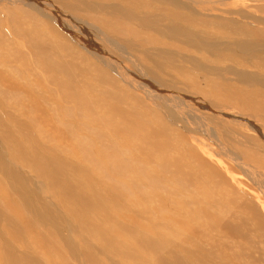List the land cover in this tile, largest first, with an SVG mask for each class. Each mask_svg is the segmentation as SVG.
<instances>
[{
	"label": "rangeland",
	"instance_id": "rangeland-1",
	"mask_svg": "<svg viewBox=\"0 0 264 264\" xmlns=\"http://www.w3.org/2000/svg\"><path fill=\"white\" fill-rule=\"evenodd\" d=\"M43 1L0 0V102L2 108L6 109V115L0 116L2 121L0 147L3 148L4 155L9 157L5 149L9 137L36 136L41 140L38 145L43 143L44 149L48 151L57 150L66 161L78 167L77 165H82V162L77 153L76 142L87 140V134L88 140L95 149L98 146L106 149L115 143L123 159L127 154L128 170L119 178L118 175H114V179H117L115 182L111 173L108 179L115 185H121L120 190L128 194V200L120 203V207L127 208L128 212L125 216L134 219L139 228L148 229L151 225H155L161 233L173 234L171 231L173 230L181 236L182 229L187 228L184 221L186 215L192 218L190 222L192 225L189 223L192 227L189 231L191 236L196 230V235L192 238L193 246L187 245V251L193 253L192 249H195L199 253L210 254L211 259L208 261L211 264H264L262 238L264 232L262 230L261 233L256 227L248 211L253 207L264 221V165L257 166L253 162L250 163L243 155L248 153L264 159V125L251 119L247 120L250 122L247 124L246 119L244 121L236 116L238 115L236 111H227L223 113L224 115H218L207 110V101L183 94L184 82H182L183 78L179 77L180 71L194 77L197 72L200 74L202 66L198 65L199 62L191 60L192 57L205 58L207 65L210 64L206 66L211 73L209 75L215 78L212 75L215 74V70L222 69L219 65L214 66L210 63L215 60L211 57L215 54L213 51H217L218 54L228 52L243 57L264 52V0H174L177 4L173 0H166L165 5L152 4L149 11L141 14L142 19L149 24L147 27L143 26L139 19L129 24L141 28L140 30L149 38L168 43L170 51L164 54L159 53L157 47L145 52L138 47H134V51L131 52L126 49L120 52L113 45L96 39L93 33L94 36L89 35V32H81L80 29L71 26L72 24H66L70 27H66L68 29L66 32L61 24L63 21L69 23L67 20L69 17L76 19L77 23H87L84 16L88 12L87 7L90 3L87 0H46L49 3ZM148 1L155 3L157 0ZM108 5L104 6L102 12L99 11L100 15L108 19L105 20L107 22L112 19L115 22L121 21V17L114 16ZM55 7L67 15L59 13L57 16L54 12ZM158 7L161 8L160 11L157 10ZM164 16L169 17V22L174 23L175 29H185V32L168 31L161 22ZM177 16L181 18L178 22H176ZM34 34L38 40L40 38V42L43 41L41 51L33 50L27 45L32 42L30 36L34 37ZM202 40L208 43H202ZM90 43L91 48L87 47ZM210 43H213V46ZM214 46L215 49H212ZM177 48H181L182 52ZM100 54L104 56L99 63L97 57ZM143 55L146 61L164 59L166 63H171L172 67L166 69L165 76H167L163 77L165 82L158 81L148 72L147 67L141 64ZM41 58L51 62L65 61L64 64L67 63L69 66L72 63V79L77 83H84L82 86L86 92L88 87L92 88L91 92H88L93 97V101L96 98L100 99L102 93L112 94L119 90L124 99L119 104L122 111L129 112L134 109L144 121L151 120L153 123L159 122L164 125L168 149L160 153L150 142H142L138 139H134L132 145L125 144V139L116 135V128L122 125L121 119L117 116L112 117V123L104 129L101 127V117L96 125L94 118L97 115H92L91 129L86 130L79 126L74 138L69 139L70 137L66 135L64 137L65 133L62 130L67 129L62 123L66 120L64 113L72 112V120L80 118V115L77 114L74 105L63 98L60 86L57 87V84L51 82L45 70L36 63ZM98 70L104 71L108 78H112L114 87H111L109 82H98ZM225 70L229 73L222 71L223 74L216 73L215 76L219 74L225 77L229 85H235L231 82L235 79L233 74L236 73V69L234 70V67L228 63ZM244 70L251 74L256 72L255 69L250 68ZM140 72L147 74L148 84L140 80ZM167 73L177 76L178 79L171 80V76ZM153 74L160 75L161 72L153 69ZM124 75L127 80L123 78ZM168 82L175 83V90ZM79 89L83 90L81 87ZM171 90L174 91L172 93L174 95L169 96ZM83 91H81L83 94L86 93ZM181 94L184 98L176 97L179 102L175 101L176 98L173 96H182ZM102 95L104 98L101 99L102 104L100 103L99 107L102 109L111 106L113 101ZM256 128L262 133H258ZM101 131H104V136H101L98 144L97 133ZM19 169L17 168L23 179L38 181L27 168ZM250 170H254L253 175ZM256 172L259 174H255ZM134 173H138V177H141H134ZM71 178L75 177L71 176ZM28 185L30 187V184ZM160 196L167 197L178 211L184 213L171 209L161 210ZM209 215L219 220L217 226L208 227ZM127 217L124 222H129ZM225 224L238 228L242 237L232 234L230 236V233L228 234L224 229ZM2 227L3 223L0 222V232ZM82 230L85 231L83 228ZM53 233L54 231L46 225L28 227L29 235L41 237L46 244L55 241ZM29 235L27 237L30 238ZM56 236L61 240L65 233ZM173 240L176 241L175 237ZM5 241L16 255H23L24 250L20 244L9 238ZM35 242L39 246H32L31 252L38 264H61L59 259H56L53 249L48 245L43 247V242L37 239ZM99 253L98 258L105 261L102 253ZM47 254H51L52 257ZM63 258L66 260L65 256ZM140 258L141 262L138 264L149 260L151 256L141 253ZM113 259L115 260L113 264H134V262L137 264L134 260L122 259L118 256ZM70 263L76 264L71 258Z\"/></svg>",
	"mask_w": 264,
	"mask_h": 264
},
{
	"label": "bare ground",
	"instance_id": "bare-ground-1",
	"mask_svg": "<svg viewBox=\"0 0 264 264\" xmlns=\"http://www.w3.org/2000/svg\"><path fill=\"white\" fill-rule=\"evenodd\" d=\"M87 1L90 3L87 7L88 12L84 16L87 23H77L76 19L69 17V19H67L69 23H66L67 21L63 23L64 21L62 20L63 22L61 25L64 31H68V29H66L68 25L66 24H72L71 26L80 29L81 32H89V35H95L96 39H101L104 43H108L111 46L113 45V47L120 50V52H122L123 49L131 52L134 51L136 47L144 52L151 48L156 49V47L161 54L170 51L168 43L149 38L144 35L142 30H140L141 28L129 24L131 21L139 19L140 23L147 27L149 24L145 19H142V12L147 11L152 4L157 6L165 5L166 0H157L155 3L148 0ZM40 2H42V0H40ZM44 2L49 3L46 0H44L43 3ZM173 2L175 1L173 0ZM175 4L177 3L175 2ZM106 5L109 6L110 11L114 16L119 15V17H121V21L115 22L114 19H110V22L105 21L108 19L103 18V15H100V13ZM160 9L161 8L158 7L157 10L160 11ZM54 12H56L57 16L59 13L67 15L64 12H61L57 7H55ZM168 16L161 18V22L168 31L174 33L181 31L184 33L185 29H175L173 25L174 23L172 24L171 21L169 22ZM180 19L181 18L177 16L176 22ZM173 22H175L174 18ZM55 36L57 38V35ZM34 37L30 36L32 42H29L27 45L33 50L41 51V42L43 41L40 42V38L38 40L35 34ZM82 42L80 41V43ZM92 42L94 43V40H92ZM202 43L208 42L202 40ZM210 44L213 46V43ZM91 45L92 44L90 43L87 47L91 48ZM212 49H215V46ZM177 50L182 52L181 48H177ZM213 52L215 54L211 57H214L215 60L209 62L214 66L219 65L222 69H216L214 73H229L228 70H225L229 63L234 67V70L236 69V73L233 74L235 79L231 82L235 85H229L230 83L226 81L225 77H222L219 74L216 76L215 74H212L215 77L212 78L209 75L211 73L208 72V67H206L210 64L207 65L205 58L192 57L191 60L199 62L198 65L202 67H200V74L197 72L195 77L193 75L182 73L181 71V73L179 72V77L183 78L182 82H184L183 94L193 96L204 102L207 101L206 109L213 111L215 114L221 115L227 111H236L238 113V115H236L237 117L243 120L246 119V121L251 119L264 125V52L253 53L251 57L235 56L228 52L219 54L217 51ZM100 55L97 57L99 63L102 61V56H104L103 54ZM35 58L34 60H36ZM46 58H41L39 62L37 61L36 63L45 70V73H47L48 79L51 82L57 84V87L60 86L59 88L62 90L61 93L63 98L66 99L67 102H71L77 110V114L80 115V118L72 120V112L64 113V118H66V120H62V123H64L63 125L67 128L65 131L62 130V132L65 133L63 135L64 137L66 135V137H70H68L69 139L74 138L76 130L80 127L86 130L88 128L91 129L90 120L91 117H93L92 115H97V117L94 118L96 125L98 119L101 117V127L104 129L108 124L112 123L111 118L117 116L121 119L122 125L116 128V135L123 140L125 139V144L132 145L134 139H138L142 142H150L153 145V148L160 153H164L168 149L167 140L165 139L164 125L159 122H155V124L151 120L144 121L143 117L136 112L137 110L135 111L133 109L132 111L129 110V112L122 111L119 104H121L124 99L119 93V90L112 92V94L102 93L104 96L108 97L109 100H112L113 103L111 106L108 105L101 109L99 104L102 101L101 99L104 98L103 95L101 94L102 97L100 99L96 98V100L94 99L95 101H93V97L89 95L92 88L90 89V87H88L87 92H89L87 93L86 89L83 88L84 83L80 84L72 79V63L69 66L67 63L66 65L64 64L65 61L62 62L57 60V58L55 59L57 60L56 62H51ZM161 60L162 59H147L146 61L145 56L143 55L141 58V64H144L145 67H147L148 72L152 73L158 81L165 82L163 77L166 74V69L170 68L171 63H166L164 59L163 61ZM106 61H108V59ZM149 62L152 65H150ZM224 63L226 64L224 65ZM107 65L108 64H106V66ZM109 68H111V66ZM246 68L255 69V74H251L244 70ZM153 69L160 71L162 75L153 74ZM210 71L213 72V70ZM98 72L97 77L99 83L109 82L111 87H114L111 77L108 78L102 70H98ZM169 72L171 73L170 70ZM167 74L171 76V80H174V78L178 79L177 76L169 73ZM123 78L126 79V75H124ZM140 80L147 83V74H142L140 72ZM168 83H170L172 89L175 90V83ZM158 84L160 85V83ZM79 87H81L86 93L83 94L81 92L83 90H80ZM166 90H168V88H166ZM165 92L161 91V93ZM166 93L168 94V92ZM170 93L169 96L174 95L172 94L174 91ZM183 94H181L182 96L175 95L173 98H184ZM90 97H92V100ZM174 100L176 101L177 98ZM171 102H173V100H171ZM5 111L6 109L2 108L0 102L1 117L6 115ZM1 117L0 124L2 122ZM238 120L237 122H239ZM69 121L71 122L69 123ZM248 123L250 122L247 121V124ZM70 124L72 128L70 127ZM257 131L258 133H262L260 129H257ZM82 132L85 131L82 130ZM103 133L104 131L97 133L96 141H98V144H100L99 140H101V136H104ZM88 137L87 134V140L85 141L89 142H83V140L76 142L78 144L77 153L82 162V165H77L78 167L66 161L64 157L57 153V150L50 149L48 151L44 149L43 143L38 145L41 140H38L36 136H33L34 140L32 137L28 136L26 138L9 137V142L5 145V149L9 154L8 158L4 155L5 152L3 151V148L0 147V222L3 223L0 232V264H38L31 250L32 246H39V244L37 245L35 242L36 239L40 242H43V240L41 237H36L33 234L29 235L28 227H39L42 225L50 227L55 233H53L55 241L52 240L47 244L43 242V247L48 245L53 249L56 259H59L61 264H71L70 258L74 259L76 264H113V262H115L113 258L116 256L122 259L134 260L138 264L141 262V253H146L151 256L149 260L144 261L141 264H211L208 261L211 259L210 254H202L195 249H192L194 250L193 253L186 250L187 245L193 246L192 238L196 235V230H194L193 236H191L189 232L191 230L190 228H192L190 226V224L192 225V223H190L192 218L190 219L186 215L184 216L187 228L186 230L182 229L180 232L181 236H179L180 234H177L173 230H171L173 234H170V232L161 233L155 225H151L148 229L139 228L135 224L134 219H129L127 215L125 216V213L128 212L127 208L124 207V205V209L120 207V203L125 200L127 201L129 196L123 189V191L120 190L121 185L118 186V183V185L111 183L108 176L109 173H111V176L114 179V175H118L119 178L121 175L125 174L128 170L126 163L127 154H125L123 159L118 149V145L115 143L106 149L101 146H98L95 149L92 147ZM243 155L247 161H250V163L253 162L257 166L264 165V159L260 156L248 153H243ZM128 157L131 156L128 155ZM245 165L244 167H247ZM19 167L20 169L21 167L27 168L35 175L38 181H33V179L29 181L23 179L20 176V171L18 172L17 170ZM253 171H251V173ZM253 174L254 173H252V175ZM255 174L259 173L256 172ZM71 176H74L75 178H71ZM136 176L138 177V173H134V177ZM120 182L121 181H119V183ZM28 184H30V187H28ZM123 186L124 185H122V187ZM124 192L126 195H124ZM159 202L161 210L167 211V209H171V211H177L181 214L183 212L181 210L178 211L177 207L172 205L174 203H170L167 197L160 196ZM178 204H180V202ZM133 208H135V206ZM56 209H58V211H56ZM248 211L252 215L256 227L261 233L262 230L264 232V221L257 215L255 209L250 207ZM125 217L128 218L129 222H124ZM197 218L199 219V217ZM208 219V227L217 226L219 220L216 217L213 218V216L211 217L209 215ZM192 222L194 223V220ZM229 226L230 225L225 224L224 229L228 234L230 233V236L232 234L242 237L238 228ZM82 228L85 229L84 232ZM62 233H65V236L59 240L56 235ZM28 235L30 238L27 237ZM174 237L176 241L173 240ZM6 238L12 239L14 242L20 244L24 250L22 256L16 255L12 247L6 243ZM262 238L264 239V233L262 234ZM99 252L104 256L105 261H101L98 258ZM47 255L50 258L52 257L51 254ZM64 256L66 260H64Z\"/></svg>",
	"mask_w": 264,
	"mask_h": 264
}]
</instances>
